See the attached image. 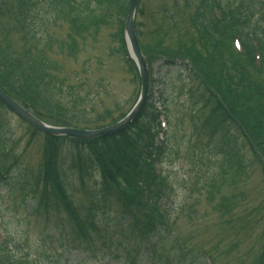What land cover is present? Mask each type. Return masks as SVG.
<instances>
[{"label": "rangeland", "instance_id": "rangeland-1", "mask_svg": "<svg viewBox=\"0 0 264 264\" xmlns=\"http://www.w3.org/2000/svg\"><path fill=\"white\" fill-rule=\"evenodd\" d=\"M231 1L249 9L252 14L250 26H256L264 37V0ZM15 4V0H0L2 88L21 101L25 99L31 107L28 109L30 113L58 127L68 125L88 130L109 126L131 110L140 94V79L137 72L126 65L120 44L114 40L121 29V21H125L122 14L114 11L112 19L98 34L94 36L91 32L85 40L79 39L78 54L71 58L62 48L68 41L69 28L65 22L54 19L47 2L41 6L37 3L33 30L36 39H51L48 51L35 40L25 38V28H20L13 18ZM200 5L199 0H141L135 21L140 42L151 61L155 80L153 94L156 99H166L164 106L170 112V138L163 168L174 192L169 203L163 202L164 211L158 219L178 235L190 251L183 264H189L192 256L197 257L200 253L197 264H209L210 259L214 264H255L264 247V95L256 100V91L264 90V79L262 71L239 56L225 37L220 38V35L206 30L212 31L205 23L209 22V13L207 8L199 9ZM162 6L175 15L176 21L168 30L171 35L166 37L163 47L192 56L196 67L208 77L210 87L219 85L228 95L230 89H235L239 96L232 103V111L239 114L249 128L251 145L241 134L232 133L237 138L234 144L237 155L245 168L242 172L233 168L213 202L194 192L195 186L199 185L195 179L199 167L208 159L206 151L216 148L221 137L214 135L211 141L203 124L204 114L195 120L201 109L198 101L202 95L209 99L208 88L199 79L202 74L197 71L196 78L186 60L179 59L180 63L170 67L165 63L168 57L157 55L153 32L163 22V15L158 11ZM229 49L233 54L230 55ZM207 50L215 53L221 61L224 59L225 70L220 64L219 69L213 67L216 57L204 58ZM28 51L38 53L40 58L44 54L47 66L38 67L34 79L21 81L16 77L17 68L24 66L18 62H24L22 59ZM58 67H61L60 72ZM38 76L44 77L43 80ZM258 103L262 112L260 117L250 109ZM0 139L5 145L4 152H7L6 159L0 156L1 167L17 172L9 176L11 179L16 177L12 186L0 185V222L10 238L20 245L19 250L27 251V261L38 258L42 264H157L155 256L150 253L138 255L136 262L127 258L131 250L137 249L138 243L130 241L129 244L127 239L117 235L120 230L109 222L105 224L107 227L99 223L101 231L90 236L88 242L91 245L73 248L71 241H66L60 248L57 224H68L67 214L70 213L76 218L86 216L88 208L93 206L91 192L93 187L100 185V174L91 172L86 183L81 184L77 172L70 167L73 148L69 144L63 145L58 164L68 195L67 214L54 208L48 216L31 214L33 190L23 186L22 179L30 173L37 175L41 170L45 138L39 132H32L23 120L2 107ZM14 156H17V162L13 161ZM208 157L212 163L221 160V156ZM205 166L210 168V164ZM214 171L213 165L210 173ZM37 192L40 194L41 189ZM221 196L231 199L232 213L226 214L220 209ZM110 219L114 221L117 217L112 214ZM124 234H127L126 230ZM159 253H162L160 247L157 249Z\"/></svg>", "mask_w": 264, "mask_h": 264}, {"label": "trees", "instance_id": "trees-1", "mask_svg": "<svg viewBox=\"0 0 264 264\" xmlns=\"http://www.w3.org/2000/svg\"><path fill=\"white\" fill-rule=\"evenodd\" d=\"M15 1L14 21L19 24L20 28H25V38L29 37L31 41L35 40L32 26L34 27L35 24L33 16L37 3L39 2L41 6L43 2H47L46 6L49 7V13L53 14L54 19L65 22L69 26L68 41L64 47L67 50L68 56L74 58L79 50L77 40H85V37L91 32L94 36L98 34L101 28L107 26L108 20L112 19L114 11L122 14V18H125L130 0H83L80 2L77 0ZM199 1L202 6H206L205 9H208L209 22L205 21V23L212 29V31L206 29L209 33L217 34L218 31L220 36L225 38L237 36L247 55L244 58L249 63L251 62V64L254 61L256 47H259L264 54V37L256 26H250L249 21L252 14L247 7H242L243 4L236 5L231 0ZM212 10L218 11L219 16L214 17ZM158 11L163 15V22L159 25L157 31L155 30L153 33L155 35L154 41H156L155 49H162L166 37L171 35V32L168 30L174 25V16L165 6H162ZM195 20L197 21V19ZM123 27L124 20L121 21V29L117 33L116 38L114 37V40L119 42L126 64L132 71L134 65L127 55ZM209 33L206 34L208 35ZM35 42L46 51L51 46L50 38L37 39ZM221 44L223 45V43ZM143 50L145 54L146 50L144 47ZM232 52L230 50V55L233 54ZM169 53L167 51L165 53L158 52L157 55L168 57L169 61L167 65L171 67L176 66L175 62L179 59L187 60L189 64L191 63L194 76L197 78L196 72H200L202 78L201 76L198 78L208 88L206 89V93L209 99H204L202 95L200 101H198L201 109L196 114L195 120H199L201 114H204L203 124L208 130L207 133L211 141L214 135H220V144L216 148L208 149L206 152L211 157L221 156V160L215 161L212 164L211 167L213 165L215 167L212 175L209 173V169L204 167L205 180L203 181V187L201 186V189L197 188V192L200 194L204 193L208 201H213L220 194L221 187L224 186L227 175L233 171V168H236L238 172H242L245 168L241 162V157L237 155L238 150L236 145H234L236 137L232 133L241 134L249 142L248 144H250L249 128L243 122L240 115H236L232 111V103L239 96L236 94L235 89L228 91L229 97L228 93L225 94L221 86L210 87L208 77L204 76L196 67L192 56H185L174 51H170ZM37 54L28 51V54H24V58L22 59L24 62H18L20 66L25 67V69L24 67L17 68L19 72L16 77L19 80L34 78L36 66L39 68L42 65L47 66L44 63L46 56L43 54L40 58ZM212 56H214L213 58L216 57L215 53L209 51L204 58L209 59ZM216 58L213 59V67L219 69L220 64L225 70L224 59L221 61V58ZM57 69L59 70V67ZM254 86L255 90H257L256 84ZM257 91L256 100L261 97L263 98L264 90L259 89ZM152 95V93L149 95L148 102L144 106L140 116L136 117L130 126L116 134L78 142L77 140H67L60 137L44 136L43 167L36 178L33 179L29 175L30 179L26 178L23 182L27 185L28 181V186L31 190H34V196H32L34 214H40L41 211L45 210L48 215L49 209L52 207L58 211H62L65 208L66 191L64 185H62L64 183L60 176L58 164L59 152L63 145L69 144L73 148L70 157V167L73 172H77L81 183H85V179L91 176V172L96 171L101 174V183L98 187H95V191L92 193L93 206L90 207L86 214L85 224H81L80 219L76 221L71 220L72 215L69 216V221L73 222L68 221V224H57L61 246L66 241L81 243L83 246L85 244L91 245V242L87 241L90 238V227H96L95 222L98 220L104 226H106V222L113 224L115 228L120 230L117 235L125 240L127 239L129 244L130 241H136L138 243V251L144 247L149 251L154 250V247L159 245L163 240L165 249L168 248L167 245L172 248L170 254L173 255V258L184 259V252L177 249L175 243L170 242L167 238L160 237L163 231H157L154 219L155 213L160 211L158 207L159 203L170 197L172 189L170 183L163 182L155 170V165L160 164L161 157L167 149L165 146H156V137H158L160 130L158 124L159 114L157 102ZM26 104L25 106L27 107ZM250 109L253 113L257 112L259 117L262 114L259 103L256 104V107H250ZM208 155L206 154V157L210 160ZM1 174L0 171V183L4 184ZM38 189H41L40 194L37 192ZM227 197H219L220 209L224 213L230 214L233 208L231 199L229 200ZM112 214L116 215L117 220L113 221L110 219ZM124 229L127 234H124ZM133 254L134 251H131L126 256L133 258ZM155 256L160 260L162 259L158 255ZM166 258L164 261L165 264H168L167 261L170 257ZM0 264L28 263L25 260L20 262L15 261L5 249L0 248Z\"/></svg>", "mask_w": 264, "mask_h": 264}, {"label": "water", "instance_id": "water-1", "mask_svg": "<svg viewBox=\"0 0 264 264\" xmlns=\"http://www.w3.org/2000/svg\"><path fill=\"white\" fill-rule=\"evenodd\" d=\"M138 0H131V4L128 11L127 16V22L125 26V33H126V41L129 48V51L131 53L132 58L136 62V65L139 69V75L141 76V95L138 103L133 108V110L129 113V115L119 123L110 126L109 128H103L96 131H80V130H74V129H59V128H53L49 127L47 125L42 124L38 120H36L34 117H32L29 113H27L23 108H21L19 105H17L14 101H12L9 97H7L1 90H0V100L2 103H5L12 112L18 114L23 120L27 121V123H30L35 128L39 129L42 132H45L47 134L52 135H65L70 138H77V139H90L93 137H99V136H107L113 133H116L121 130V128L127 126L133 119L136 117L139 112L142 109V106H144L148 91H149V84H150V75L149 70L147 67V64L145 62V59L143 55L141 54V50L139 47L138 39L135 33L134 29V16L135 11L138 5ZM124 33V34H125Z\"/></svg>", "mask_w": 264, "mask_h": 264}]
</instances>
